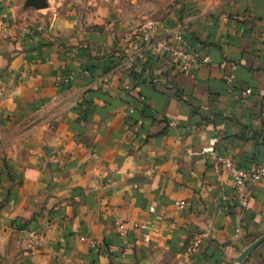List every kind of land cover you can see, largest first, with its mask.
I'll return each mask as SVG.
<instances>
[{
    "label": "crops",
    "instance_id": "1",
    "mask_svg": "<svg viewBox=\"0 0 264 264\" xmlns=\"http://www.w3.org/2000/svg\"><path fill=\"white\" fill-rule=\"evenodd\" d=\"M46 1L0 0V264H264V179L210 157L264 166V0H161L188 74L143 0Z\"/></svg>",
    "mask_w": 264,
    "mask_h": 264
},
{
    "label": "built area",
    "instance_id": "2",
    "mask_svg": "<svg viewBox=\"0 0 264 264\" xmlns=\"http://www.w3.org/2000/svg\"><path fill=\"white\" fill-rule=\"evenodd\" d=\"M159 28L158 23L147 21L135 32L140 39L144 53L156 55L165 65L177 70L180 74H188L199 69L201 62L197 55L191 54L179 43L182 38L178 32H170L163 38L156 35ZM144 56L140 55L142 59ZM129 95H133L131 88H126ZM214 164V172L218 178L222 171L230 174L232 182L238 191L240 206L247 207L248 200L252 195L254 187L264 179V166H257L248 170L240 169L228 158L210 152ZM183 207L182 204H180ZM239 233V230L236 231Z\"/></svg>",
    "mask_w": 264,
    "mask_h": 264
},
{
    "label": "rangeland",
    "instance_id": "3",
    "mask_svg": "<svg viewBox=\"0 0 264 264\" xmlns=\"http://www.w3.org/2000/svg\"><path fill=\"white\" fill-rule=\"evenodd\" d=\"M144 3H148V5L145 4V6H142L143 3L133 5V9H130L132 13L135 15H151L152 19H149L147 21H152L155 23H158L165 15L168 14L170 7L166 6V3L161 2V0H143ZM163 6V7H162Z\"/></svg>",
    "mask_w": 264,
    "mask_h": 264
},
{
    "label": "water",
    "instance_id": "4",
    "mask_svg": "<svg viewBox=\"0 0 264 264\" xmlns=\"http://www.w3.org/2000/svg\"><path fill=\"white\" fill-rule=\"evenodd\" d=\"M48 7L47 5V1L46 0H26L25 2V8H33L35 10H43L46 9ZM262 242H264V236L262 238H260L257 242H255L252 246H250L243 254L242 256L239 258L238 263L242 262L246 256L252 251L254 250L259 244H261Z\"/></svg>",
    "mask_w": 264,
    "mask_h": 264
}]
</instances>
